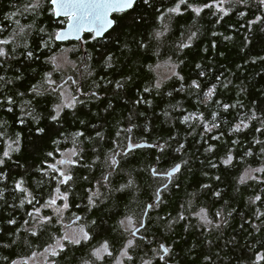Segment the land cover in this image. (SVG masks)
Returning a JSON list of instances; mask_svg holds the SVG:
<instances>
[{
  "label": "trees",
  "instance_id": "1",
  "mask_svg": "<svg viewBox=\"0 0 264 264\" xmlns=\"http://www.w3.org/2000/svg\"><path fill=\"white\" fill-rule=\"evenodd\" d=\"M26 2L0 0V28L3 29L0 40L10 41L8 45H0L10 56L0 57V76L5 78L0 81V100L6 96L15 100L11 112L7 104L0 105V157L6 150L11 156L4 158L5 165L0 166L6 174L0 180V190L4 192V199L0 200V258L8 257L9 262L28 258L55 243L47 234L36 239L24 231L23 221L28 219L25 213L32 211L33 205L25 202L24 208H20L19 203L22 198L32 197L13 189L15 181L23 179L24 186L39 201L35 206L40 207L49 194H56L55 181L40 170L46 167L42 162L47 153L54 152L47 159L55 163L64 151L76 147L83 151H80L79 163L70 165L74 182L60 186L62 193L69 192L70 207L62 223L56 225L59 229L56 238L64 234L69 226L66 222L80 216L78 224L86 230L92 229V239L82 241L81 245H67L61 256L50 254L47 261L82 264L89 259L90 250L105 240L117 249L114 256H118L121 242L129 238L119 227V221L132 215L138 226L136 221L141 218L144 221L146 205L153 203L155 206L147 209L145 225L136 236L139 248L130 250L133 260H125V264H142V260L150 264H165V260L167 264H264L256 259L257 254L264 255V225L259 231L252 227L261 224L256 218L257 209L264 212V173H256L258 180L239 182L245 170L264 167L261 151L264 149V60L261 59L264 58V25L248 24L255 16L264 15V9L258 10L255 0H248L247 4L231 0L226 5L231 10L221 19L223 14L214 15L215 9H204L197 16L182 5V14H172L171 20L166 16L161 21L157 10L165 11L176 0H150L152 7L137 0L134 10L113 14L115 26L104 37L93 39L92 33H86L82 41L57 42L50 37L65 27L67 19L55 18L49 0L37 14L20 15ZM189 2L202 4L210 0ZM240 12L245 15L241 16ZM164 25L168 31L159 40L155 39L154 31L163 30ZM20 27H24V33L17 36ZM192 31L197 36L191 45L178 50L181 42L187 43L186 37ZM44 41L49 42L48 47L43 46ZM65 50L69 51L79 73L73 67L65 71L55 69L49 61V57ZM28 51L33 53L32 58L27 56ZM161 62L176 65L175 72L184 79L172 75L156 89L154 84L159 81L156 67ZM49 72L57 83L67 80L68 76L80 78L82 74V91L95 92L96 96L81 97L85 103L65 108L60 118L52 121L49 113L54 114L53 105L59 100L44 90L46 85L41 87ZM201 72L205 75L201 76ZM193 80L200 83V89L189 87ZM117 81L124 83V87H117ZM213 85L216 86L214 94L207 98L205 94ZM34 86L42 94L37 95ZM65 86L71 91L74 89L70 82ZM145 87L151 91L144 92ZM141 98L145 102L137 103ZM26 101L30 104L25 105ZM224 104L235 107L225 111ZM28 112L32 115H26ZM253 114L256 119H252ZM184 116L191 119L184 122ZM20 119L24 120L23 124ZM213 124L218 127L206 131L205 125ZM237 124L241 128L234 131ZM38 128L44 132H38ZM77 132L83 135L75 137L74 144ZM97 132L101 133L100 137L96 136ZM127 136L134 143L149 146L133 148L127 155L118 156L120 164L113 171L106 166L105 158L112 151H121ZM17 137L19 150L13 151ZM160 145L165 147L161 149ZM209 145L213 146L212 151L206 152ZM229 153L233 160L225 165L222 161ZM175 164L181 168L172 177L153 175V168L163 174ZM109 172V183L102 186L101 177ZM129 179L134 183L118 191ZM204 184L209 187L202 188ZM157 188L160 189L158 204L155 203ZM89 189H98L101 193L99 198L94 197L96 205L91 208L87 205ZM215 192L220 196H215ZM255 195L262 199L253 204L249 198ZM201 207L208 210L209 219L217 222L220 218L214 217V213L223 209L227 224L219 229L203 226L195 215ZM228 212L231 216H227ZM41 213L53 215V209L41 208ZM181 213L183 220L178 219ZM9 218L16 219L17 223L8 224ZM93 220L98 227L91 224ZM17 235L21 241L28 238L31 247L22 242L3 247L17 239ZM161 244L169 248L168 254L160 249ZM161 255L165 260L160 259ZM96 264H114V260L105 257V261Z\"/></svg>",
  "mask_w": 264,
  "mask_h": 264
},
{
  "label": "snow or ice",
  "instance_id": "2",
  "mask_svg": "<svg viewBox=\"0 0 264 264\" xmlns=\"http://www.w3.org/2000/svg\"><path fill=\"white\" fill-rule=\"evenodd\" d=\"M46 2V0H27V2L24 4L22 11H20V15H23L25 13H32L37 14L43 9V5ZM51 5V11L54 15L60 16L63 14L65 17L68 18V28L67 30H61L53 34L50 39L55 40H64L70 35H75L77 39H79V34L82 31H88V32H94L95 36H93V39H96V37L101 36L104 31L115 24L114 19H109V14L112 12H124L127 9H133L134 5L136 4V0H49ZM143 3L149 7H152V4L150 0H143ZM231 0H210V2H204L202 4H194L190 3L189 0H176L175 4L172 7L167 8L165 11H159L158 19L163 21L166 16L169 20L172 19V14L179 15L182 14L181 6H185V10L191 9L192 12H194L197 16H199L204 9H215L216 11L213 12L215 15L216 12L222 13L223 15L220 17L223 18L224 15H227V13L231 10L226 5L230 4ZM236 4H247L248 0H235ZM257 9H264V0H255ZM17 15V13H12V16ZM241 16H244L245 13L240 12ZM141 19H143L141 17ZM219 22V21H217ZM17 24H19V21H16ZM249 26L251 25H264V15H257L255 16V19L248 21ZM3 29L0 28V31ZM40 31H44V29H40ZM168 31V26L164 25L163 30H156L153 33V37L157 40L164 36L165 32ZM24 33V27H20L19 31L16 33L17 36H21ZM183 35V34H182ZM213 35H216V33H213ZM197 36L196 31H192L187 37V43L181 42L178 45V50H183L185 48H188L191 45V42L194 37ZM225 39H231V37H225ZM86 42V41H85ZM10 41L8 39L0 40V45H8ZM49 42L44 41L43 46L48 47ZM142 47L147 48L148 45L141 44ZM15 49H13V52ZM27 56L29 58H32L33 53L31 51L27 52ZM0 57H4L5 59L10 58L9 52L5 50L4 47L0 46ZM112 58L109 56L108 60L110 61ZM264 60V58H261ZM49 61L55 65V69H59L61 67V63L57 62L56 56L49 57ZM64 63L71 64L73 68H77V65L75 62L67 60V58H64ZM2 66V65H0ZM176 65H173V68H175ZM197 68L200 67V65H196ZM85 71H87V68L85 67ZM77 73H79V69L77 68ZM88 75H91L90 72H88ZM174 76H178L180 80H183L184 78L182 76H179L178 73L173 72ZM201 76L205 75L204 72L200 73ZM5 78L3 76H0V81H3ZM82 79L83 76L80 74V78H74L73 76H68L67 80L62 79L60 83H57L56 80L52 79V73H46L44 76V85L41 87L44 88L45 91L50 92L52 94H55L59 100L58 103H55L53 105V111L54 114L49 113L50 118L52 121H57L60 116L61 112L65 108H75L76 104H83L85 103V99L90 98V96H96L95 92H92L91 94L83 92L82 91ZM70 82L71 86H74L73 91L66 95L67 89L65 88V85H68ZM126 82V81H125ZM111 83V82H110ZM161 81H157L154 84V87L156 89H159L161 87ZM94 87L97 85H93ZM116 86L119 88L124 87V83L117 81ZM227 87V85H224ZM190 88L194 89H200L201 85L196 80H193L191 84L189 85ZM216 86L213 85L208 92L205 94L207 98H211L214 94ZM33 90L36 92L37 95L42 94L38 88L34 86ZM180 90H183V86ZM144 92H150V87H145L143 89ZM22 95V94H21ZM171 95V93H169ZM81 97H84L85 99H81ZM98 98V97H97ZM145 102L142 100H138L137 103ZM217 103H219L217 101ZM7 104L8 108L7 110L9 112L12 111L13 106L15 105V100L11 96H6L3 100H0V105ZM30 104V101H26L25 105ZM230 107H235V105H229L224 104L223 108L225 111H227ZM26 115H32L31 112L26 113ZM167 116V112L165 113ZM215 114H213V119H215ZM35 119V117H34ZM191 119V116H184L183 120L184 122H188ZM252 119H256L255 115L253 114ZM21 124L24 123L23 119H20L19 121ZM83 123V122H81ZM243 121H241V124ZM241 124H237L234 131H239L241 128ZM218 127V125L213 124L211 127H207L205 125L206 131L210 132L212 131V128ZM244 127H247V125H244ZM38 132L43 133V128H38ZM127 131V130H125ZM256 131H260V129H256ZM2 135V133H0ZM82 132L75 133L73 143H76L75 137L82 136ZM120 133H117V136H119ZM96 136L100 137L101 133L97 132ZM103 138V137H101ZM213 139H219V137H213ZM19 138L17 137L16 141H13L17 145L15 149H11L13 151L19 150ZM54 143H56L54 141ZM233 143H236V141H233ZM259 143V141H257ZM144 145L139 143H134L131 136L125 137V147L121 151H112L106 156L105 163L106 166L113 171L116 169V167L120 164V160L117 159L118 156L127 155L129 151L133 148H141ZM11 148V146H9ZM117 147H119V144H117ZM161 149L165 147V145L159 146ZM183 147V145H181ZM212 145H209L205 151L211 152L212 151ZM80 151H83V149L77 150L76 147L70 150V152L66 155H63L62 159L57 160L55 163H49L48 157H53L54 152H48L47 156L45 157L43 164H46V167H42L40 170L43 172L45 176H51V179L55 181L56 187L54 189L55 193L57 195L52 196L49 194V198L45 200L44 204L40 207H36V204H39V201L35 200V197L32 196V193L28 191V189L24 186V180L20 179L15 181L14 185V191L18 193H26L27 196H31V199L22 198L20 199L19 207L24 208L25 202H27L30 205H33L32 211H26L25 215L28 217V219H25L23 221L24 231L29 234L30 237H34L36 239H39L40 237L44 236L45 234L48 235L49 239L54 240V244H48L47 247L44 249L46 253H50L52 257H58L61 256L62 253H64L65 248L67 245H81L83 242H88L92 239V236L90 235V232L92 231L91 228L85 229L84 226H81L79 228L78 233H68L65 232L62 236L59 238H56V233L59 232V229L56 228L57 224H61L63 221V213L65 210H68L70 205L68 202V196L69 192H61V185H68L70 182H74L73 175L71 174L70 169H63L58 168L57 165H73L79 163V154ZM176 151H180V148H177ZM262 152H264V149H261ZM163 154V153H161ZM248 155H251V153H247ZM72 157H77V160H73ZM4 158H11L10 151L6 150L3 152L2 157H0V166L5 165V159ZM233 160L232 155L229 153L225 159H223V164L229 165L231 164ZM184 163H187L186 161ZM212 167H216L215 164L212 165ZM180 164H175L171 170L165 172V173H159L155 168L152 169L153 175H166L168 177H172L174 173L180 171ZM253 172L256 173H264V167L256 168V169H250L245 170L244 174L239 177V182L241 184H245L248 180H258L259 178L252 175ZM111 175V172H109L106 175H103L101 177V180L103 181V185L105 186L109 183V176ZM6 174L0 169V180L4 179ZM83 179H88L87 177H83ZM217 180H219V177H216ZM264 182V181H262ZM98 184L101 183V181H97ZM134 181L132 179H129L127 184L121 185L119 190H123L124 188L130 187ZM164 188H167V184L163 185ZM202 188H208L209 185L204 184L201 186ZM91 195L87 196V205L89 208L95 207L96 200L95 198H99L101 193L97 189L96 191H92ZM264 191V189H262ZM195 195V194H193ZM215 196L219 197L220 193L215 192ZM4 199V192L0 190V200ZM57 199H60L63 201L62 206H57ZM262 198L260 195H255L254 197H250L249 200L251 203L255 204L256 201H260ZM7 201H5L6 203ZM102 202V201H101ZM160 202V189L157 188L155 192V203L158 204ZM227 203V202H226ZM155 205L153 203H148L146 205V210L144 212V215H147V209H152ZM13 208L16 207V205H12ZM79 207V206H77ZM41 208H52L53 209V215H45L41 213ZM195 215L200 219L203 226H211L213 228L219 229L222 224H227V218L225 217L223 209L217 210L214 213V217H219L220 220L214 221V219H209V212L206 208L201 207L199 212H196ZM227 216H231V212L227 213ZM55 217V219H54ZM264 217V212H260L259 209L256 211V218L261 220V224H254L252 227L256 229L257 231L260 230L261 226L264 225V219H261ZM178 219L183 220L185 219L184 215L181 213L178 216ZM75 220L79 221L81 220V217L75 216ZM7 223L10 225H14L17 223L16 219L9 218L7 220ZM134 221L132 215H126L124 219L119 221V227L123 229V233H128L129 238L126 239V242H121L120 248L118 249L119 255L114 256V252L117 251V249L110 245L109 241L105 240L102 243L99 244L98 247H94L89 252V259L83 260L82 264H96L97 261H105V257H111L114 260V264H125V260L132 261L133 257L129 254L130 250H133L135 248H139V244L136 242V236L137 233H139L140 228L144 227V223L142 218L139 221H136L138 223V227H132ZM91 224L93 226L98 227L97 221L93 220L91 221ZM17 233H19V229H17ZM67 242L65 244L64 242ZM18 242H22L24 246L31 247V241L28 238H24L22 241L20 240L19 235H17V239L11 241L10 244H4V248H9L12 245L17 244ZM160 249H162L164 254L169 253V248L165 247L164 244L160 245ZM36 255L35 252L32 253V257ZM32 257H28V259H31ZM161 260H165V256H160ZM207 259V258H206ZM256 259L259 261H264V255L257 254ZM0 260L3 261V264H28L27 260L21 259V260H11L9 262L8 257L0 258ZM47 264H59V262L55 259H51L47 262ZM142 264H150V261H143ZM165 264H167V260H165Z\"/></svg>",
  "mask_w": 264,
  "mask_h": 264
},
{
  "label": "rangeland",
  "instance_id": "3",
  "mask_svg": "<svg viewBox=\"0 0 264 264\" xmlns=\"http://www.w3.org/2000/svg\"><path fill=\"white\" fill-rule=\"evenodd\" d=\"M56 57H57V62L61 63V67L58 70H62V71L64 70L65 71V70H69L70 68H72L71 64H67V63L63 62L65 57L67 58V60L72 61L70 59V54H69L68 50L62 51L61 53L56 55ZM156 71H157L158 76H159V81H163V80H166L169 77H171L173 75V72L176 71V68H173V65H171L168 62H161L157 65ZM65 88L67 89L66 95H69L72 91L70 90L69 86H65ZM69 98H70V95H69ZM71 149H73V148L67 149L62 154H64V155L68 154ZM62 158H63V155L59 159H62ZM72 159L75 160V157H72ZM60 166L63 169H70V165H68V164L60 165ZM248 170H250V169H248ZM252 175L255 176L256 172H253ZM55 195H57V194H55ZM62 204H63V201L60 199H57V206H62ZM65 211L63 213V219L65 217ZM67 223L68 222H66V224ZM80 227H81V225H78V224L69 225V226H66L65 232H68V233L77 232L78 233ZM132 227H137L135 222L133 223ZM49 256H50V253H46L44 250H42L40 252H37L34 257L30 256V257H32L31 259L24 258V260H27L28 264H47V262H48L47 260H48ZM18 260H21V259H18Z\"/></svg>",
  "mask_w": 264,
  "mask_h": 264
},
{
  "label": "water",
  "instance_id": "4",
  "mask_svg": "<svg viewBox=\"0 0 264 264\" xmlns=\"http://www.w3.org/2000/svg\"><path fill=\"white\" fill-rule=\"evenodd\" d=\"M136 2H137V0H136ZM128 10H130V9H127V10H125V11H128ZM124 11V12H125ZM115 13H120V12H112V13H110L109 14V19H113V14H115ZM55 18H65V19H67V23H66V25H65V27L63 28V29H61V30H67V28H68V18L67 17H65L63 14H61L60 16H56L55 15ZM115 26V24H113L112 26H110V27H108L105 31H104V33L101 35V36H99V37H96V38H102V37H104V35L109 31V30H111L113 27ZM60 30V31H61ZM86 33H90V32H88V31H82L80 34H79V39H77L76 38V36L75 35H70V36H68L66 39H64V40H56L57 42H67V41H82L83 40V38H84V35L86 34ZM94 36H95V33L94 32H91ZM142 145H144L143 147H145V146H149L148 144H146V143H143ZM175 174V173H174ZM173 174V175H174ZM149 210V209H148ZM145 222H146V215H145V217H144V221H143V223H144V225H145Z\"/></svg>",
  "mask_w": 264,
  "mask_h": 264
},
{
  "label": "flooded vegetation",
  "instance_id": "5",
  "mask_svg": "<svg viewBox=\"0 0 264 264\" xmlns=\"http://www.w3.org/2000/svg\"><path fill=\"white\" fill-rule=\"evenodd\" d=\"M80 217V216H79ZM79 221H76L75 218H73L70 222H68V225H74V224H78ZM79 225V224H78ZM139 226V225H138ZM137 226V227H138Z\"/></svg>",
  "mask_w": 264,
  "mask_h": 264
}]
</instances>
